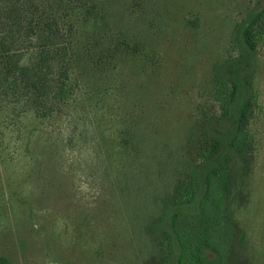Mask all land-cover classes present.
I'll return each mask as SVG.
<instances>
[{
	"label": "rangeland",
	"instance_id": "1",
	"mask_svg": "<svg viewBox=\"0 0 264 264\" xmlns=\"http://www.w3.org/2000/svg\"><path fill=\"white\" fill-rule=\"evenodd\" d=\"M94 1L98 24L67 21L71 48L53 61L69 96L42 117L0 102V264H159L157 225L200 173L201 134H223L228 151L219 83L248 76V172L231 161L246 203L232 205L227 260L264 264V0Z\"/></svg>",
	"mask_w": 264,
	"mask_h": 264
},
{
	"label": "trees",
	"instance_id": "2",
	"mask_svg": "<svg viewBox=\"0 0 264 264\" xmlns=\"http://www.w3.org/2000/svg\"><path fill=\"white\" fill-rule=\"evenodd\" d=\"M262 7L258 18L264 17V3ZM99 15L94 0H0V25H4L0 27V102L13 104L18 116L31 110L39 117L50 114L54 102L68 97L71 90L68 69L58 77L53 70L57 52L65 58L71 48L70 41L62 39L63 27L68 21L71 32L76 27L85 33L98 24ZM254 17L250 16V25L243 29L247 44H251ZM85 48L94 61L97 53ZM249 84L250 76L228 92L219 83L218 93H224L219 119L234 121L228 151L223 155V134H201L196 147L200 173L180 180L169 199L167 216L157 225L159 264H228L234 229L232 205L246 203L239 183L241 173L236 176L231 161L233 155L241 158L247 164L242 173L248 172L252 138L247 118L252 99H238ZM8 111L0 113L4 120Z\"/></svg>",
	"mask_w": 264,
	"mask_h": 264
}]
</instances>
